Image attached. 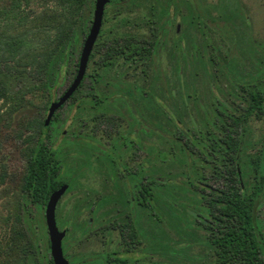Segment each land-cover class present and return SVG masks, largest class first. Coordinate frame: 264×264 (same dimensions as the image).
<instances>
[{
	"label": "rangeland",
	"instance_id": "obj_1",
	"mask_svg": "<svg viewBox=\"0 0 264 264\" xmlns=\"http://www.w3.org/2000/svg\"><path fill=\"white\" fill-rule=\"evenodd\" d=\"M93 4L0 0L5 92L0 98V264H38V258L50 257L44 206L23 194L22 176L37 125L75 75L84 37L74 45L71 32L80 27V16L89 27ZM127 38L142 45L156 38V44L142 56L118 54L104 62L106 49ZM61 40L69 41L67 58L55 64L58 76L52 73L55 82L48 92L36 71ZM85 76L47 132L68 185L55 207L56 225L65 231L63 255L70 264H104L108 253L125 258V264H215L209 232L194 217L208 205L189 184L192 175L208 176L211 169L186 150H175L176 158L163 162L157 153L171 149L178 131L183 140L193 136L202 144L213 135L236 136L239 127L230 120L242 113L246 92L259 90L264 96L259 1L108 0ZM93 77L103 81L93 85ZM216 105L223 110V124ZM244 126L239 161L248 195L257 176L264 177V116L252 114ZM256 155L261 157L257 175L251 160ZM153 174L164 182L154 190L159 216L134 199L123 201L132 186L130 175L137 180ZM208 184L221 187L222 180ZM128 217L136 232L131 245L112 228ZM255 217L264 237V199Z\"/></svg>",
	"mask_w": 264,
	"mask_h": 264
},
{
	"label": "trees",
	"instance_id": "obj_2",
	"mask_svg": "<svg viewBox=\"0 0 264 264\" xmlns=\"http://www.w3.org/2000/svg\"><path fill=\"white\" fill-rule=\"evenodd\" d=\"M87 21L86 17L80 16L78 22V24L80 23V27L77 26L75 28V25L73 28L72 26L71 41L74 45H78L82 38L86 36L89 29V27L85 26ZM60 42L45 55L40 63L39 70L36 71L39 74L42 73V86L48 92L52 88V83L55 82H53L52 73L54 72L56 79L58 76V69H54L55 64L64 63L67 58L69 41L62 42L61 40ZM155 44L156 38L148 41L145 45L127 38L121 44L106 49L103 60L104 62H108L118 54L124 59L142 56L144 52H149L155 47ZM11 69H13L12 72L16 71V67ZM22 70L24 71V75L26 71ZM91 81L95 85L99 81H103V79L102 77H93ZM81 84L78 89L81 87ZM78 89L70 99L78 92ZM4 94V87L2 88V84L0 83V98H3ZM92 98L95 100L97 98L98 102L99 100H106L97 95H92ZM216 101L219 103V99ZM263 101L264 99L258 93L250 94L245 113L239 119L232 120V124L239 127V132L235 138L227 137V134L225 136L213 135L207 139V143L202 144L193 138V136L185 135L183 140L182 133L178 131L173 135L175 143L172 144L171 149L157 153L158 159L163 162L174 160L177 156L175 150H186L189 157L192 160L194 157L198 165L211 169V174L208 176L192 175L191 179H189V184L198 195V200H204L208 205L205 212H197L194 217L195 220H200L203 223L206 230H216V232H210L212 235L210 242L215 248V264H264V241L259 236L255 218L256 207L260 200L264 198V177L257 176L256 188L249 195L245 194L246 186L244 181V189L241 187L239 181L240 174H243L240 168L239 155L242 148L241 136L245 129L244 125L247 117L256 108L260 109L262 107L261 103ZM218 106H215L217 110L216 118L223 124L221 116L223 110ZM172 121L175 124L178 122L177 120ZM43 123L44 119L37 125V139L27 154L25 172L22 176L21 184L23 194L31 202L41 206H45L52 191L60 185L67 183L60 175V160L55 155V151L52 149L49 136L47 135L51 123H49L48 127H44ZM251 160L253 172L257 175L261 157L260 155H256ZM130 178L133 180L132 186L128 194L126 193L129 198L127 197L126 199L125 196L123 201L127 202L129 199H134L137 205L143 208L149 207L154 216H159V197L154 190L157 186L164 185L162 177L153 174L151 177L138 178L137 180H135L133 175H130ZM210 180H222L221 187L211 189L212 186L208 185V181ZM148 181L151 183L152 191L149 188ZM199 189L201 191L208 190V192H200ZM112 228L119 230L121 237L128 245L133 244L136 232L131 217L126 218L121 223H112ZM103 260L104 264H125L126 259L117 257L114 253H108ZM37 262L38 264H52L51 258L46 255L38 258Z\"/></svg>",
	"mask_w": 264,
	"mask_h": 264
},
{
	"label": "water",
	"instance_id": "obj_3",
	"mask_svg": "<svg viewBox=\"0 0 264 264\" xmlns=\"http://www.w3.org/2000/svg\"><path fill=\"white\" fill-rule=\"evenodd\" d=\"M107 2L108 0H94L90 26L86 36L84 37L80 49L75 75L64 92L55 101H52L49 104L44 118V127H48L54 114L66 104V102L70 99V97L82 83L86 74V67L92 52V48L100 32L103 11ZM67 188V184H62L57 189L52 191L44 206V221L47 231L49 254L52 264H69L68 260L64 257L62 252V241L65 237V231L58 229L55 220L56 204L64 195Z\"/></svg>",
	"mask_w": 264,
	"mask_h": 264
},
{
	"label": "flooded vegetation",
	"instance_id": "obj_4",
	"mask_svg": "<svg viewBox=\"0 0 264 264\" xmlns=\"http://www.w3.org/2000/svg\"><path fill=\"white\" fill-rule=\"evenodd\" d=\"M259 1V6H260V9L262 10V12L264 13V0H258ZM108 3V2H107ZM178 27H179V25H177L176 26V30H178ZM245 91H247L245 88H244V93H245ZM251 93H258L259 94V96H261L263 99H264V96H263V93L261 92V91H259V90H252V91H249V92H246V94L245 95H247V98H246V105H245V107H244V109L242 110V113L237 117V119H239L241 116H242V114H244L245 113V110H246V108H247V105H248V99H249V97H250V94ZM217 100V99H216ZM215 100V103H217V101ZM219 103H220V101H218ZM262 104V107L259 109V108H256L253 112H252V114H261V115H263L264 116V101H263V103H261ZM251 114V115H252ZM250 115V116H251ZM250 116H248L247 117V119L250 117ZM246 119V120H247ZM236 120V119H235ZM230 121H232V120H230ZM243 136V135H242ZM242 136H241V138H242ZM227 137H230L228 134H227ZM235 137H237V134H236V136H234V137H230V138H235ZM258 180V179H257ZM257 180H255V183H254V188H253V190L256 188V181ZM239 181H240V184H241V187L244 189V186H243V180L241 179V174H240V176H239ZM209 185V184H208ZM211 189H213V188H211ZM246 189V188H245ZM200 190V189H199ZM252 190V191H253ZM206 191V190H205ZM200 192H203V191H201L200 190ZM249 195V194H248ZM264 199V198H263ZM261 201V200H260ZM259 204V203H258ZM258 206V205H257ZM256 211V210H255ZM256 218V217H255ZM257 222V221H256ZM258 231H259V229H258ZM209 232V241H210V238H212V235H211V233L210 232H216V230L215 229H213V230H209L208 231ZM259 236H260V238L262 239V241H264V237H261V234H260V232H259ZM65 257V256H64ZM67 260H68V262H69V259L67 258V257H65ZM70 264V263H69Z\"/></svg>",
	"mask_w": 264,
	"mask_h": 264
}]
</instances>
